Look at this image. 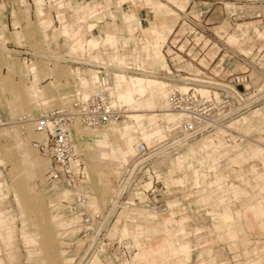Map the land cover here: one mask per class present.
Segmentation results:
<instances>
[{
    "label": "rangeland",
    "instance_id": "obj_1",
    "mask_svg": "<svg viewBox=\"0 0 264 264\" xmlns=\"http://www.w3.org/2000/svg\"><path fill=\"white\" fill-rule=\"evenodd\" d=\"M96 1L100 5L97 17H101L106 12L102 2L108 0ZM109 1L110 11L115 12L116 18L106 12L99 33L104 37L108 31L116 29L121 39L119 54L127 61L142 62L149 71L142 46L145 38L150 41L152 38L143 29L152 23L167 22L168 18L162 14L177 10L174 4L188 5L187 11L180 13L176 31L164 48L170 67L184 77L193 78L197 74L209 75L211 71L216 75L221 73L222 78L233 73H248L252 89L247 101L257 103L233 119L228 128L217 129L213 135L190 142L179 155H164L152 161L134 181L131 180L126 194L116 206L113 196L119 192L122 178H128L127 169L135 162L136 153L126 163L104 162L101 151L89 145V134L107 130L111 124L99 129L75 124L72 130L75 146L88 175L79 192L90 196L88 213L98 212L105 218L104 225L92 228L81 223L65 207L73 205L72 192L46 180L48 160L34 146L40 135L35 133L38 132L36 126H28L26 115L31 114L37 119L43 111L70 109L76 99L87 97L95 89V73L90 72L94 87L81 91L76 80L79 70L73 72L74 67L64 60V56L72 54L73 47L71 39L62 36V28L44 37L32 0H0V182L4 184L2 192L0 185V214L6 221L5 224L0 222V264H92L96 258L100 264H151L134 260L138 253L136 237H141V241L150 239L147 250L157 249L169 239L177 255L168 251L166 258L156 257V264H246L250 260L264 264V232L259 227L264 225V208L259 203L264 197V0H157L158 5L167 4L164 10H151L142 2L128 1L119 10L118 0ZM204 8L211 11L201 26L195 18ZM132 11L142 14L144 20L139 21L136 39L131 37L124 48L123 38L130 36L121 31L125 27L122 17ZM88 24L81 26L82 35ZM79 27L67 28L64 33L72 38ZM230 35H235L238 42H229ZM91 36L82 41L86 42ZM183 46L187 49L185 52ZM101 48L115 52L102 44ZM26 50L37 56L32 65L25 64L23 52ZM33 66L47 73L56 69L62 79L46 101L40 96L53 79L36 81L31 71ZM149 73L145 74L150 77ZM164 101L167 104L168 100ZM114 102L117 103L115 99ZM167 106L166 109L172 110L169 104ZM171 112L174 116L170 119L174 118V122L162 115L154 121L146 117L144 131L151 134L161 130V134L148 143L142 132H137L134 134L137 143H146L152 151L165 145V141L176 134L180 122V116ZM125 122L132 124L125 118L113 125L121 128ZM21 139L26 143L25 147L19 148ZM203 143L210 148L194 155L192 169L177 170L174 165L177 158ZM240 144L241 147L232 152ZM120 145L118 140L110 139L108 147L110 151L121 152ZM250 146L252 157L245 153ZM239 154L247 160L233 164L232 159ZM201 158H205L203 164L198 161ZM28 164L38 168L35 174ZM153 185V190L148 191ZM31 193L38 197L35 201ZM251 199H256L255 207L248 210ZM63 200H69L71 204L63 203ZM162 205L169 206V213H160ZM222 213H231L235 217L230 222L243 224L239 236L230 235L236 225L222 222ZM167 219L176 223L168 228L164 225ZM42 223L46 225L44 238L39 237L37 244H27L23 232L29 230L36 236ZM115 224L122 236H110ZM143 227L185 230L186 233L152 234L151 231L141 235L139 231ZM124 229L132 232L127 238L123 235ZM183 246L188 249L183 251Z\"/></svg>",
    "mask_w": 264,
    "mask_h": 264
},
{
    "label": "built area",
    "instance_id": "obj_2",
    "mask_svg": "<svg viewBox=\"0 0 264 264\" xmlns=\"http://www.w3.org/2000/svg\"><path fill=\"white\" fill-rule=\"evenodd\" d=\"M91 1L94 0H44V15L40 17V22L51 21L46 28V33L53 34L55 30H59V27L68 25L67 23L83 26L91 21L96 24L97 21L94 22V19L79 21L74 10L76 4ZM210 11V8L200 9L198 17L195 18L196 22L203 26ZM140 16V21H143V15L140 14ZM104 22L97 23L98 27L92 31L87 30L84 35H81V40L86 36L89 37L90 34L95 37L102 36L103 33L100 34L98 28ZM96 32L97 34L94 35ZM186 50L185 48L183 52ZM23 53L25 64L32 65L37 57L36 54L31 50ZM112 53L101 48L94 53V56L98 58L96 60L88 53L81 55L72 52L71 55L64 56V60L74 67L73 69H87L86 71L94 72L97 77V87L86 99L83 97L76 99L70 109L43 111L36 120V130L47 136L44 142H34L39 153L48 160L46 180L72 192L73 205L64 206L74 213L81 223L92 228L99 224L104 225L105 218L98 212L89 214L88 198L86 194L79 192L88 175L82 156L75 146L73 126L79 124L88 129H99L127 118L126 109L116 104L112 97L115 76L119 73L140 75L143 65L142 62L126 60L127 65L119 67L115 62L108 60ZM169 68L170 71L161 70L158 75L160 79L167 81L169 106L182 116V121L176 134L157 150L152 151L144 142L136 146V160L131 167L128 166L126 173H129L128 178H130H122L119 192L113 196L115 206L126 194L131 180L134 181L141 170L152 161L164 155H178L190 142L213 135L212 132L217 129L228 128L233 119L248 112L257 103L250 99L247 101L252 89L248 73H233L222 78L221 73L216 75L211 71L209 75L197 74L193 78L182 76L181 72L172 69L170 65ZM183 86L187 88L186 91L182 90ZM201 88L205 89V93H201ZM63 203L71 204L69 200H63ZM159 211L161 214H167L170 211L169 206L162 205Z\"/></svg>",
    "mask_w": 264,
    "mask_h": 264
},
{
    "label": "crops",
    "instance_id": "obj_3",
    "mask_svg": "<svg viewBox=\"0 0 264 264\" xmlns=\"http://www.w3.org/2000/svg\"><path fill=\"white\" fill-rule=\"evenodd\" d=\"M26 0H21V2H25ZM34 5H35V10H36V16L40 19L44 15V0H32ZM132 2L133 4H136L137 2H142L146 7H148L151 10L154 9H159V10H164L165 6L167 4H160L158 5L157 0H119L118 1V6L119 10L122 6L123 3L125 2ZM162 3V2H161ZM102 5L105 8L106 12H108L113 19H115V12H111L110 10V1L108 0L107 2H102ZM98 3L96 0L91 1V2H83V3H78L76 4L74 10L76 14L78 15V19L81 22H85L89 19H94L97 21V23H102L106 19V12L104 15L102 14L101 17H97L100 14L97 13L98 10ZM188 6V5H187ZM187 6L185 5H179V4H174V7L177 10H172L171 13L167 14H162L163 16L168 18L167 22H161V23H152L151 26H149L147 29H143V31L146 33V35H149L152 38V41L149 39L145 38L143 41L142 50L145 54V59L149 63L150 69L146 70L144 68V65H142L141 69L144 71L148 72H153V73H158L161 70L164 69H170L169 68V63L167 60V56L164 53V48L167 46L169 41L171 40V37L175 33V27H176V21L178 20V17L180 16V13H185L187 10ZM118 11V10H117ZM159 14V13H158ZM123 15H126L122 17L123 23L125 25L124 28L121 29L122 32L126 31L130 38H123V46L124 48L128 46L131 37L132 39H136L135 34L139 31V21H140V14H137L135 11H132L130 13H124ZM51 22V21H50ZM50 22H45L42 21L39 23L41 29H43L44 37L48 36L49 34H46V28L49 26L51 23ZM94 23H89L88 26L86 27V30L92 31L93 29L98 27V24ZM17 25V23H15ZM81 27V25H78ZM72 28L74 29V25H63L62 26V36H65L67 38L71 39L72 42V47L71 52L73 53H79L81 55H84L86 53L89 54V56L93 59H98L96 56H94V53H96L99 49H101V44L103 46H107L109 48L115 49V52L110 54L108 57L109 61H117L118 63L125 64L126 58L125 56L119 54V44L121 42L120 37H118V34L115 32V30H110L106 33V35L103 37L101 35L95 37L92 36L90 37L86 42L81 40V35H82V28L79 27V29H76L77 31L75 32V35L71 38L68 37L69 35H66L64 31L67 28ZM69 34V33H68ZM229 42L236 43L238 42V39L235 35H230L229 37ZM208 44V42L206 43ZM184 49V46L182 47ZM215 58V57H214ZM143 64V63H142ZM80 74L79 76H76V80L79 81V89L81 91L87 90L90 88V86L95 85L94 79L90 76V72L92 71H82L80 69H74L73 72H78ZM32 74L35 76L36 81H46L49 79H53L51 82H49L43 92L42 96H40L43 101H46V98L48 95L53 91L52 89H56L60 85H56V83L60 84L61 83V77L58 71L53 70L51 73H47L46 70L45 72L41 70L37 66H33L32 69ZM45 73V74H44ZM58 73V74H57ZM167 89V85L165 82L156 80V79H151V78H146V77H140V76H130V77H123V76H117L116 77V82L115 85L112 89L113 96L115 98V101L117 103H121L128 107V119L132 122H125V124L121 127L118 128L111 124L110 128L104 131H97L94 133L89 134V145H93L94 149H99L101 151V160L104 162H115L117 165L121 162L124 161L125 163L128 162L130 156H134L136 153L135 146L139 144L137 143L136 138L134 137V134L137 132H142L143 138L148 141V143L157 135L161 134V130L154 131L153 133H147L144 131L145 126H144V120L146 117H149V120L154 121V119L162 115L164 118L170 119L174 114L171 112V110L166 109L168 106V101L167 104L164 100H168V93L165 92ZM168 90V89H167ZM39 91L35 93L37 96ZM83 96V93L80 92ZM91 93V91H90ZM89 93V94H90ZM35 97V96H34ZM86 98V95L84 96ZM147 108H153L155 110H145ZM174 118L170 119L171 122H174ZM252 132V131H251ZM40 140L44 139L43 136L39 137ZM110 139L118 140L119 143H122L120 145L121 152H118L114 149L110 151L109 149V142ZM22 140V142H21ZM19 144L25 147V139H21ZM241 147V144L236 146L232 152H236L239 148ZM210 147L203 143L200 147L197 149H194L193 151L189 152L188 154L181 156L177 158V162L174 164L177 170H190L193 167V157L196 154H199L200 152H203L204 150L209 149ZM248 153L250 155L249 157H252L251 155L253 154V151L250 148L245 150V153ZM232 154V153H231ZM205 158H201V160H198L200 164L204 163ZM247 159L243 154L236 155L235 158L232 159L233 164H242L244 161ZM198 175V173H197ZM197 183H199V177L197 179ZM0 185L3 187L4 184L0 182ZM148 185V184H147ZM149 185H152V183H149ZM97 187V186H96ZM148 191L153 190L154 185L151 186ZM64 191H67L68 189L64 188ZM98 190V187H97ZM264 194V193H263ZM31 197L34 199V201L38 198L34 194L31 193ZM86 196L89 198L90 196L86 194ZM255 200L256 199H251V203L248 204V210L253 209L255 207ZM259 203H262L263 208H264V197L259 201ZM254 204V206H253ZM141 211H147V210H141ZM76 218H78L76 216ZM220 218L222 222L226 224L236 225V227H232V230H230V235L232 237L239 236V234L243 231L242 225H239L236 221L230 222L229 220L235 217L230 213H222L220 215ZM0 222L4 223L2 219V215L0 214ZM176 222L167 219L164 222V225L170 228L172 225H174ZM117 224V223H116ZM114 225L112 230L110 231V236L111 237H116L117 235L122 236L121 231H119V226ZM248 226V221L246 222ZM260 229L264 232V225L259 226ZM46 225L42 223L37 230V235L34 236L29 230H26L23 232L22 237L25 240L27 244L34 245L37 244V240L40 238H44L45 231H46ZM69 228L65 229L68 230ZM164 230V231H163ZM152 231V234H169V233H186V231H177V230H170V229H163V228H158V227H143L141 231H139V234L144 235L148 234L149 232ZM130 232L128 229H124L123 235L125 238L129 237ZM158 237V236H155ZM153 238V237H152ZM135 244L138 248V253H136L134 260L135 261H144V262H149L151 264H156V257L160 256L161 258H166V255L168 251H171L173 255H177V251H173L172 245L169 241V239H165L164 244L158 247L157 249H150L147 250V243L150 242V239L141 241V237H136L134 239ZM188 249L187 246H183L182 250L186 251ZM260 259V257H259ZM258 262V261H257ZM255 260H250L246 264H255ZM92 264H100V261L98 258H96ZM129 264V263H126Z\"/></svg>",
    "mask_w": 264,
    "mask_h": 264
},
{
    "label": "bare ground",
    "instance_id": "obj_4",
    "mask_svg": "<svg viewBox=\"0 0 264 264\" xmlns=\"http://www.w3.org/2000/svg\"><path fill=\"white\" fill-rule=\"evenodd\" d=\"M187 11V10H186ZM111 62H115L119 67H122V66H124V65H127V63H125V64H121V63H118L117 61H111ZM164 70H166V69H164ZM145 73H149V72H147V71H144V70H142L141 69V73H140V75L142 76V77H146V78H150L151 77V79H154V78H157L156 80H158V79H160V77H159V75H158V73H156V74H153V73H149V74H151L150 75V77L149 76H147ZM123 76V77H130V76H133V75H129V74H127V73H119V74H116V76H115V82H116V77L117 76ZM135 75V74H134ZM95 76H96V74H95ZM135 76H139V75H135ZM140 76V77H141ZM161 80V79H160ZM159 80V81H160ZM161 81H163V82H165L164 80H161ZM166 83V85H167V89H168V87H169V85H168V83L167 82H165ZM96 87H97V77H96ZM95 87V88H96ZM113 89V88H112ZM93 90H95V89H93ZM92 90V91H93ZM182 90L183 91H186L187 90V88L185 87V86H183L182 87ZM91 91V92H92ZM201 93H205V89H203V88H201ZM111 93H112V91H111ZM91 94V93H90ZM89 94V95H90ZM168 94H169V89H168ZM89 95L87 96V97H89ZM86 97V98H87ZM112 97L114 98V96H113V94H112ZM84 99H86L85 97H83ZM115 99V98H114ZM117 104V103H116ZM168 104H169V101H168ZM121 106H123L125 109H126V106H124V105H121ZM170 107V106H169ZM172 111V110H171ZM126 113H127V117H128V110L126 109ZM177 115H179L180 116V122H179V125H180V123H181V121H182V116L180 115V114H178L177 113ZM27 117H26V119H28L27 121H28V126H36V120L37 119H34L33 117H32V115L31 114H28V115H26ZM26 124V125H27ZM112 124H117V123H112ZM179 125H178V127H179ZM177 127V128H178ZM88 129V128H87ZM220 129H222V128H220ZM219 129V130H220ZM34 131H35V129H34ZM37 135H40V136H43L44 137V139H42V140H38L39 142H44V141H46V139H47V136H46V134L45 133H40V132H35ZM21 142H22V140H21ZM18 146H19V148H22L23 146L22 145H20V144H18ZM181 153V152H180ZM179 153V154H180ZM178 154V155H179ZM28 166H29V168H31V170H33L34 171V174H35V170H36V168L37 167H34L33 165H31V164H28ZM38 169V168H37ZM88 198V197H87ZM88 203L90 204V199L88 198Z\"/></svg>",
    "mask_w": 264,
    "mask_h": 264
}]
</instances>
